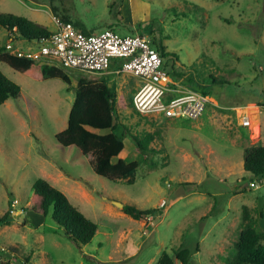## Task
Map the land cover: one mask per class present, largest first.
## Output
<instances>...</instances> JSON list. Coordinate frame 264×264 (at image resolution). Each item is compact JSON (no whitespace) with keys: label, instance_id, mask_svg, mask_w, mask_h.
<instances>
[{"label":"rangeland","instance_id":"1","mask_svg":"<svg viewBox=\"0 0 264 264\" xmlns=\"http://www.w3.org/2000/svg\"><path fill=\"white\" fill-rule=\"evenodd\" d=\"M0 11L51 30L61 19L84 33L113 27L123 35L156 34L179 58L178 84L207 90L211 103L196 120L141 115L133 103L138 78L109 76V87L123 97L121 122L132 133L155 134L148 161L126 135L122 157L141 165L132 179L110 180L95 172L93 154L56 139L67 127L78 78L103 76L66 68L71 83L36 79L0 61L21 87L19 98L0 104V217L9 208L12 214L0 228V264H158L163 252L175 258L179 248L191 250L190 264H233L245 206L264 230V187L250 186L255 178L241 163L246 148L264 142V0H0ZM150 24L156 33L149 34ZM10 37L0 26V46L14 52L28 45ZM247 105L251 127L240 123L246 109L234 108ZM39 177L98 224L88 244L30 210ZM114 201L155 209L153 220L134 219Z\"/></svg>","mask_w":264,"mask_h":264},{"label":"trees","instance_id":"2","mask_svg":"<svg viewBox=\"0 0 264 264\" xmlns=\"http://www.w3.org/2000/svg\"><path fill=\"white\" fill-rule=\"evenodd\" d=\"M110 7L112 12L117 6L113 2ZM0 26L9 32L17 33L22 38L32 40L48 37L53 32L47 26L25 16L1 11ZM141 30L144 29L141 28ZM154 33L156 30L152 26L149 29V34ZM155 35L152 42L162 52L164 67L169 70L172 76H181L182 74L177 71L175 66V62L179 59L178 56L168 52L163 40L156 38ZM170 60L172 63H169ZM0 61L36 79L58 77L66 83H71L66 68L56 63H38L27 57L17 56L8 52L5 44L0 46ZM213 80L216 81L217 78L213 77ZM201 92L209 94L205 89ZM20 95L21 87L0 70V104L9 99H17ZM124 106L123 97L118 96L117 92L109 87L105 77L92 79L89 76H80L75 87V99L69 112L67 127L56 134L57 141L63 146L75 145L85 155L93 154L96 162L95 172L100 176L110 180L132 179L136 175L141 161L122 157L126 149V135H130L136 149L145 155L144 161H148V154L154 151L151 145L155 140V134L150 132L132 133L119 117L118 107ZM118 130H121V134L117 132ZM150 163L151 166L156 165L155 162L151 161ZM244 169L256 179L264 177V142L245 149ZM245 190V187L239 189L240 192ZM33 191L30 209L32 212L39 214L44 219L51 216L65 235L77 243L88 244L94 238L98 231V224L76 207L63 191L43 177L34 181ZM12 203L10 201L11 205ZM123 211L139 220L148 218L156 210L125 204ZM11 220L12 214L11 208H9L0 217V228L9 224ZM243 222L244 227L236 242L233 264H264V230L256 228V218L252 216L250 209L246 206L244 207ZM174 253L175 258L168 252H163L158 264H175V259L180 260L183 264L191 263L190 249L179 248Z\"/></svg>","mask_w":264,"mask_h":264},{"label":"built area","instance_id":"3","mask_svg":"<svg viewBox=\"0 0 264 264\" xmlns=\"http://www.w3.org/2000/svg\"><path fill=\"white\" fill-rule=\"evenodd\" d=\"M54 21L56 27L52 34L40 39L22 38L9 32L11 44L21 41L28 45H18L14 52L7 51L38 63H56L67 69L98 74L105 79L121 75L137 77L133 103L141 115L196 120L211 104L208 94L178 84L164 67L162 52L147 35L139 32L123 35L111 27L84 33L69 21ZM241 125H252L250 114L243 115ZM250 186L263 188L264 177L251 180ZM148 218L153 220L152 215ZM0 249L5 250L4 247Z\"/></svg>","mask_w":264,"mask_h":264},{"label":"crops","instance_id":"4","mask_svg":"<svg viewBox=\"0 0 264 264\" xmlns=\"http://www.w3.org/2000/svg\"><path fill=\"white\" fill-rule=\"evenodd\" d=\"M216 101V100H215ZM216 104H217V101H216ZM248 106L249 105H247V106H244V107H234L235 109H246V111H242V112H240V114H239V117H240V123L242 122V117H243V115H245V114H248L249 112H248ZM251 115V114H250ZM178 120H188V119H178ZM251 121H252V125L251 126H253V119H252V117H251ZM251 126H249V127H251ZM244 127H247V126H244ZM241 163L243 164V167H244V159H243V161H241ZM252 180V179H251ZM245 186H239V189L240 188H244ZM247 188V187H246ZM239 193H237V194H235V195H232L231 197L233 198L234 196H237ZM216 195H219V194H216ZM225 218V214H223L222 216L220 215V216H218V217H216L215 218V221L216 222H220L222 219H224Z\"/></svg>","mask_w":264,"mask_h":264},{"label":"water","instance_id":"5","mask_svg":"<svg viewBox=\"0 0 264 264\" xmlns=\"http://www.w3.org/2000/svg\"><path fill=\"white\" fill-rule=\"evenodd\" d=\"M114 203H116L117 205H120L122 208L124 207V203H122V202H119V201H114Z\"/></svg>","mask_w":264,"mask_h":264},{"label":"bare ground","instance_id":"6","mask_svg":"<svg viewBox=\"0 0 264 264\" xmlns=\"http://www.w3.org/2000/svg\"><path fill=\"white\" fill-rule=\"evenodd\" d=\"M249 114V113H248Z\"/></svg>","mask_w":264,"mask_h":264}]
</instances>
